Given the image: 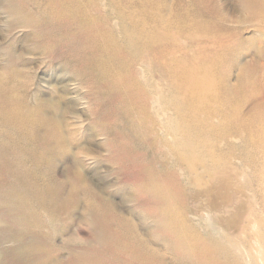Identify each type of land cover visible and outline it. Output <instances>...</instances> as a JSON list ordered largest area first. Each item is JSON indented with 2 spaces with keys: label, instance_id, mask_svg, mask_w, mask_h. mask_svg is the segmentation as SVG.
I'll return each instance as SVG.
<instances>
[{
  "label": "rangeland",
  "instance_id": "obj_1",
  "mask_svg": "<svg viewBox=\"0 0 264 264\" xmlns=\"http://www.w3.org/2000/svg\"><path fill=\"white\" fill-rule=\"evenodd\" d=\"M0 74V264H146L141 236L165 264H236V249L245 260L264 249L263 234L237 227L232 206L212 216L216 231L193 220L206 216V196L220 186L241 207L263 208L264 0H0ZM203 83L221 92L244 86L249 97L232 163L212 170L213 178L182 169L154 104L144 106L158 84L169 97L182 88L181 113L188 102L198 104L199 121L186 115L185 126L208 127L203 139L215 140L238 99L185 96ZM44 114L59 121L65 138V155L53 160ZM143 175L161 192L171 188L175 208L187 210L179 225L165 215L168 233L152 212L158 205L144 196ZM93 186L104 192L97 203ZM50 215L53 236L41 229ZM178 230L190 232L186 240ZM67 237L75 241L64 244ZM153 258L148 264H162Z\"/></svg>",
  "mask_w": 264,
  "mask_h": 264
},
{
  "label": "bare ground",
  "instance_id": "obj_2",
  "mask_svg": "<svg viewBox=\"0 0 264 264\" xmlns=\"http://www.w3.org/2000/svg\"><path fill=\"white\" fill-rule=\"evenodd\" d=\"M154 19L156 21L161 20L160 17L154 16ZM253 27L258 28L259 26L257 24H254ZM263 29V28H261ZM258 32H260V28L256 29ZM261 57H263V52L260 51ZM187 70H190V68L187 67ZM176 69L174 70L175 73ZM144 73H147L145 70H143ZM205 72H208L206 70ZM179 71L176 73L178 74ZM5 79L3 74H0V89L2 88V81ZM177 77L175 78V81H177ZM203 80L207 82H211V74H204L202 77ZM172 86L175 85V82L173 81ZM211 84V83H210ZM208 83H203L200 85V89H196L195 91L193 90H188L185 91V96L188 97H198V99L204 103L205 101H209L211 98L215 103L219 102L222 100L223 96L224 98H235L234 100L238 99L237 105L234 106L235 110H233L232 114H229V122L223 121L228 124H224V130L220 133L215 134V140H209L207 138L203 139V135L201 133L206 130L208 132V127H197L195 125L196 130L192 129L193 124H191L190 128H187L185 126L186 122V115L189 119V121L192 123L194 121L195 123L198 122L199 120L197 119L195 110L198 108V104H195L193 102H188L187 105V110L181 113L180 110V105L182 102H184V95H183V89L179 88L176 89L174 93H171V97L168 95L166 96L163 89L158 87L152 90L151 93H146L145 94V101H144V106L148 104H154L153 108L154 110H151V113L157 117L160 126L159 128H166L168 129L169 133L171 134V137L168 138V142L170 143L169 146L172 147L173 151L176 153L177 156L180 157V163L182 166H185L184 170H186L188 173L191 175H194L195 177H199L202 174H209L213 178V173L212 170H218L222 169L224 167H229V165L232 163V155H233V150L235 147L233 146V142H235L234 138L235 137H242L245 133V129L247 128V104L245 106V103L248 102L249 97H246V92H243L241 89L244 87H241L240 90L237 89L235 91L233 87L224 88V91L221 92V90H217L215 85H209ZM193 88V87H191ZM209 92H214L213 96H208ZM236 92V93H235ZM241 92L242 96L239 94ZM240 97V98H239ZM231 101V100H229ZM201 102V103H202ZM225 102V101H223ZM222 102V104H223ZM251 107V105H249ZM38 108H41L40 105H38ZM241 108V109H240ZM43 108L39 109L40 112ZM195 109V110H194ZM146 110V109H145ZM240 110V111H239ZM155 114H154V113ZM237 112V113H236ZM176 117V119H175ZM173 118L175 119V123L173 122ZM242 120V121H240ZM43 125L45 126V133L44 135V145L46 149H49V155L54 159L56 158L57 155L63 156L65 155V138L61 136L59 133V121L55 118H48L44 114L42 117ZM218 122V121H217ZM214 124V121H213ZM212 125V124H210ZM230 125L232 127H230ZM43 126V127H44ZM203 126V125H201ZM237 130V131H236ZM169 134V135H170ZM239 134V135H237ZM220 146H226V150L229 153H224V151L218 153L217 151L220 149ZM57 148H60L61 152L57 151ZM233 149V150H232ZM236 150V149H235ZM54 162V161H52ZM50 163V162H49ZM243 166V165H242ZM49 169H52L47 165ZM240 176L243 177L245 176L246 170L242 169L240 170ZM71 175V174H70ZM145 177V181L141 182V185L144 190V196L150 198L152 200V203L157 206L152 208V212H157L160 218L158 219V224L159 227L163 230L164 228L167 229L168 231L172 228L166 218L165 215H169L171 219H173V222L175 224L179 225L180 222L186 221V217L188 216L187 210H180L178 208H175V198L173 194H171V188L165 187L164 190L161 192L160 190L155 187L157 185V180L155 178H148V175H143ZM239 177V175H238ZM52 178V175H51ZM66 178V177H65ZM235 179H238L237 177ZM91 186V185H90ZM236 186V185H235ZM94 188L91 187V190L94 191V197L93 200L94 202H99L101 198L104 199V192L103 190L101 191L99 188L96 186H93ZM241 185H237L233 190L237 195H244V190L241 189ZM221 191L222 188L221 186L218 188H214L209 192V195L206 196V216L203 218H194L193 220L196 222V225L204 224L207 228L216 231L218 229V226L220 225L219 223H216V220L213 215L219 213H227L229 212L228 210L232 206L237 215L235 216L237 218V227H241L245 231H254L255 234L264 235V198L262 199L263 202V208L262 210L257 209L252 202H248V204L243 208L241 207V204L238 200H234L227 196L223 195L221 196ZM219 196V201L214 200V194H217ZM241 199V198H239ZM168 202V203H167ZM171 204V205H170ZM161 205H166L163 209H159L158 207ZM259 211V212H258ZM243 219L244 222L242 223L241 220L238 219ZM252 217L255 219L252 220ZM50 220H47V226L46 228L43 226L41 222V229L44 230L46 233L52 235L47 231L48 223L51 225V231L53 233H56L55 223H57V220L54 219L50 215ZM249 218V219H247ZM251 220V221H250ZM53 223H52V222ZM250 222V223H249ZM256 222L259 224H256ZM98 223V224H97ZM100 222H96V227L99 233V226ZM247 223V226L244 224ZM253 223V225H252ZM174 224V223H173ZM66 231V230H65ZM138 232V230H137ZM190 233L187 232V230H178L177 235L181 237L182 239H185V236ZM53 236V235H52ZM99 237L101 240L104 239V233L101 232L99 233ZM142 237V236H141ZM137 238V245L140 248V251L142 254H146L145 258H143V261L148 264L151 260H153V257H157L158 260L162 263L165 264V259L160 253L155 250L150 244L149 241L146 239L142 238ZM175 237V235H174ZM68 238V237H67ZM63 238V243L64 244H70L73 241H75L74 238L67 239ZM18 239V238H17ZM139 240V241H138ZM34 242H39V240L34 239ZM259 245V244H257ZM259 250L256 253L255 258H246L242 255H240V251H236V254H234V261L236 264H264V249L259 245ZM66 250V248L64 249ZM126 250V248H125ZM69 252H71V248H69ZM197 260V258H194ZM199 260L202 261L199 257ZM198 261V260H197ZM70 264V263H69ZM210 264H220L218 261H211Z\"/></svg>",
  "mask_w": 264,
  "mask_h": 264
}]
</instances>
